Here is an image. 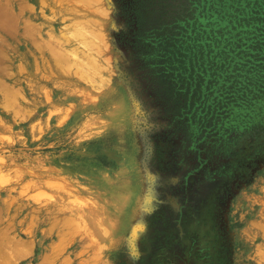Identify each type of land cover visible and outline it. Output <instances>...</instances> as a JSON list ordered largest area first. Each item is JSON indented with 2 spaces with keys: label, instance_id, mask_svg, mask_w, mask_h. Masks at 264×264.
<instances>
[{
  "label": "rangeland",
  "instance_id": "374dc122",
  "mask_svg": "<svg viewBox=\"0 0 264 264\" xmlns=\"http://www.w3.org/2000/svg\"><path fill=\"white\" fill-rule=\"evenodd\" d=\"M101 2L92 55L61 0H0V98L30 90L0 102V264H264V15L192 2L165 65ZM36 10L64 57L31 59Z\"/></svg>",
  "mask_w": 264,
  "mask_h": 264
},
{
  "label": "trees",
  "instance_id": "16d2710c",
  "mask_svg": "<svg viewBox=\"0 0 264 264\" xmlns=\"http://www.w3.org/2000/svg\"><path fill=\"white\" fill-rule=\"evenodd\" d=\"M196 1L118 0L117 4L126 27L131 31L134 48L144 56L156 53L155 57L168 65L180 53L177 37L185 28V13H189V6ZM230 2L238 6L245 3L244 8H248V15H264V0Z\"/></svg>",
  "mask_w": 264,
  "mask_h": 264
},
{
  "label": "bare ground",
  "instance_id": "6f19581e",
  "mask_svg": "<svg viewBox=\"0 0 264 264\" xmlns=\"http://www.w3.org/2000/svg\"><path fill=\"white\" fill-rule=\"evenodd\" d=\"M65 5H63L62 6V18H61V21H63L64 23L62 24V25H64V24H68V26L66 27L67 29H72V30H74L73 32H72V34H73V38H72V40H79V41H81V42H83V46H84V48H86V49H88L87 50V52L89 53H91L92 55L94 54V53H99L100 52V49H99V47L101 46V47H104L103 46V42H104V40H103V37L102 38H99V39H97L98 37L96 36V35H98V33L95 31V30H93V29H91V25H92V23H93V20L95 19L94 18V16L92 15L93 13H95L97 16L99 15L98 13L99 12H101V11H103V9L102 10H100L99 8V4H102V2H101V0H61ZM58 4V3H57ZM62 4V3H61ZM58 6H61V5H58ZM59 9V8H58ZM51 11H52V9H51ZM106 13V12H105ZM94 14V15H95ZM102 14H103V12H102ZM35 15L37 16V17H39V18H36V20L38 21V22H40V23H34V32L32 33V31H31V33L30 34H28V35H31V41H32V44H31V46H30V49H29V51H31V55H32V60H37V53H40L41 52V48L42 49H44L46 52H45V57H46V59L48 60V62H53V60L50 58V56H52L54 59H60L61 57H64L65 56V52H64V50L62 51V49L60 48V47H63V39H65L64 38V36H62V35H54V37L53 38H47V33H43V20L40 18V16L38 15V10H36L35 11ZM60 15V14H59ZM104 15H106V14H104ZM103 15V17H105ZM102 17V15H99V17ZM33 21V20H32ZM31 25H32V22H31ZM32 28V27H31ZM63 28V27H62ZM88 29V30H86V29ZM99 35H101V33L99 32ZM99 37H101V36H99ZM66 40V39H65ZM72 40H71V42H72ZM64 43H66V42H64ZM102 43V44H101ZM55 44H58V45H55ZM82 44V43H81ZM66 45V44H65ZM80 45V44H79ZM74 46H76V45H74ZM69 48H70V50L72 51V52H76V53H81L82 51L81 50H76V49H74V47L72 46V45H70L69 46ZM82 49V48H81ZM98 49V50H97ZM38 50H40L39 52H38ZM103 50H105L104 48H103ZM97 51H99V52H97ZM87 52H85V53H87ZM84 53V55H86ZM89 53V54H90ZM75 55V54H74ZM82 55V54H81ZM83 55V56H84ZM92 55H90L91 57H92ZM96 55V54H95ZM98 56V55H97ZM96 56V57H97ZM44 57V58H45ZM76 57V56H75ZM86 57H87V55H86ZM103 57V56H102ZM39 58V57H38ZM100 58H101V56H100ZM40 59H41V57H40ZM46 60V61H47ZM74 60H75V62L77 63V65H78V67L80 68V66H81V68H82V65H83V63L85 64V62L83 61V62H81V60L78 58V59H75L74 58ZM86 60V59H85ZM89 60L91 61V64L92 63H94V64H92V65H94L93 66V68L95 67V63L97 62L96 61V58H88V62H89ZM101 61V60H100ZM38 62V61H37ZM75 62L73 63V64H75ZM98 64V63H97ZM96 64V65H97ZM48 65H50V66H52V63H49ZM84 66V65H83ZM85 67H90V65L89 66H87V64H86V66ZM84 67V68H85ZM92 67V66H91ZM91 67H90V70H91ZM17 68V67H16ZM92 68V69H93ZM96 68V67H95ZM99 68V67H98ZM103 68V67H102ZM41 67H37V69H31V71L30 72H27L26 73V75H30V76H33V77H36V78H39V76H38V73L40 74V73H42L41 72ZM20 71V69L19 68H17V71ZM88 70V69H87ZM103 70V69H102ZM93 71V70H92ZM95 71V70H94ZM87 72V71H86ZM91 72V71H90ZM87 74V73H86ZM91 74V73H90ZM92 74H94V76H95V74L96 73H92ZM41 75V74H40ZM70 76H72V74H69ZM87 75H89V74H87ZM98 75V74H97ZM92 76V75H91ZM93 76V77H94ZM23 77H24V75H23ZM29 78V77H28ZM92 78V77H91ZM62 83V82H61ZM3 84V83H2ZM1 85V84H0ZM72 86V85H71ZM18 87V86H17ZM16 87V85H15V88H14V90H13V92H11L10 91V93H9V91H8V95H10L11 96V93L13 94L14 92H16L15 94H13V96L15 97V95L17 94V93H19L18 92V90H20V91H24V92H27V91H30L29 90V88H27V89H24V88H21V89H19V87L17 88ZM37 87V86H36ZM3 88H5L4 87V85H3ZM2 88V89H3ZM17 88V89H16ZM0 89H1V87H0ZM1 89V90H2ZM7 90V89H6ZM34 90V89H33ZM4 91V90H3ZM1 94V93H0ZM6 94V93H5ZM4 94V95H5ZM30 94H31V92H30ZM7 95V96H8ZM7 96H3V99H2V97L0 98V102H3V105H1V107H4V108H1V109H4V111H5V108L6 109H9L10 108V106H12V105H10L8 108H7V106L11 103V104H13L12 102H11V100L9 99V97H7ZM12 96V97H13ZM20 96H22V95H20ZM20 96H18L19 98H20ZM16 97H17V95H16ZM15 97V98H16ZM22 98V97H21ZM12 101L13 102H15L16 100L13 98L12 99ZM10 102V103H9ZM9 103V104H8ZM15 103H17V101L15 102ZM14 103V104H15ZM4 105H6V107L4 106ZM6 114V113H5ZM58 221V220H57ZM61 224V223H60ZM60 225H58V227H59ZM60 229V228H59ZM56 230H57V228H56ZM58 231V230H57ZM67 233V232H66ZM62 234V233H61ZM61 239V238H60ZM59 239V240H60ZM62 240V239H61ZM64 241V240H63Z\"/></svg>",
  "mask_w": 264,
  "mask_h": 264
}]
</instances>
